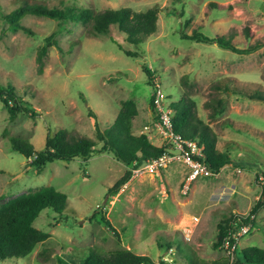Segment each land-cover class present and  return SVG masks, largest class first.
Listing matches in <instances>:
<instances>
[{
    "label": "rangeland",
    "instance_id": "rangeland-1",
    "mask_svg": "<svg viewBox=\"0 0 264 264\" xmlns=\"http://www.w3.org/2000/svg\"><path fill=\"white\" fill-rule=\"evenodd\" d=\"M22 3L95 12H142L157 6L160 12L157 32L132 46L116 27L93 37L86 25L59 26L34 16L22 20L31 35L12 33L2 15ZM209 3L220 8L211 9ZM54 32H59L57 46L48 50L39 74L38 47ZM193 32L213 42L183 38ZM216 37L230 40L238 50L264 45V0H0V86L13 87L35 110L34 116L21 113L11 121L0 101V206L49 186L67 197L61 215L45 210L33 224L49 237L29 256L0 264H83L78 258L88 249L103 255L129 250L169 264H185V253L208 264L226 258L222 246L214 247L218 225L233 214L248 216L264 183V102L249 96L264 93V47L236 54L220 47ZM118 46L140 56L128 58ZM143 66L167 106L181 93L190 94L198 118L216 137L217 150L231 159L218 174L187 182L190 169L179 159L156 173L133 174L107 198V190L128 170L110 153L87 162L55 161L38 172L12 150L11 139H19L42 151L47 136L61 129L96 140L95 125L100 131L108 128L126 100L138 109L132 133L147 135L156 147L167 144L149 105L152 88ZM218 100L225 102V111L210 117L206 105ZM169 152L178 155L176 148ZM247 247L264 250V208L254 215L252 230L240 239L237 251Z\"/></svg>",
    "mask_w": 264,
    "mask_h": 264
},
{
    "label": "trees",
    "instance_id": "trees-1",
    "mask_svg": "<svg viewBox=\"0 0 264 264\" xmlns=\"http://www.w3.org/2000/svg\"><path fill=\"white\" fill-rule=\"evenodd\" d=\"M209 6L211 9L220 8L215 3H209ZM159 12L160 9L157 6L142 12H135L130 8L95 12L89 8H76L74 6L48 8L40 4L22 3L8 14L2 15V19L10 32L21 31L28 35L32 34L31 31L22 24V20L26 16L54 20L59 26L64 24L86 25L89 34L93 37L106 36L111 27H116L120 33L124 34L127 44L139 46L157 32ZM58 34L59 32L52 33L38 47L36 63L39 74L43 71L44 59L48 50L57 46L56 37ZM183 38L197 43L213 42L197 32H193L190 36L183 35ZM216 38L215 42L220 47L236 54H249L264 47V45L256 44L248 50H238L231 44L230 40L222 37ZM118 49L128 58L136 59L140 56L139 53L125 50L121 46H118ZM142 71L147 83L152 88L149 105L152 112H155L153 105V90L156 85L154 76L147 66H143ZM249 96L264 102V93L254 92ZM0 101L7 110L11 121H14L21 113L35 115V110L31 104L24 101L10 85L0 86ZM206 106L212 111L210 117H214L225 111L226 104L224 101L218 100L214 106ZM167 107L172 112L171 121L174 135L178 136L181 141L194 143L196 148L200 150L199 154L193 156L196 161L206 165L213 175L218 174L223 167L231 163L228 154L217 150L216 137L211 129L198 118L196 104L188 92L181 93L178 99L170 101ZM137 115L136 104L126 100L121 103L113 123L108 128L100 131L95 125L96 140L61 129L47 136L42 151H36L30 143L19 139H11V148L14 152L28 159L30 167L38 172L42 171L47 164L55 161L70 162L78 158L87 162L94 156L110 153L116 161L128 167L123 176L107 190V198H110L131 180L132 170L145 161L158 158L168 151V143L156 147L152 145L147 135L136 136L132 133V121ZM98 144H101L100 148L97 147ZM260 188V197L248 216L233 214L218 225L215 248L221 246L223 240L229 238L235 229L247 224L249 216L255 215L264 208V183L260 185ZM66 203V195L49 186L36 192L20 195L0 206V262L23 259L29 256L36 245L43 243L49 237L47 233L33 227L36 219L45 210L61 215ZM101 222L113 231L110 223L104 217H101ZM252 224L254 225V221ZM169 246L170 244L166 245L167 248ZM183 250L181 245L176 246V251L184 255ZM184 256L185 264H208L190 254L185 253ZM78 259L83 264H156L149 257L136 255L129 250H117L103 255L93 249H88ZM157 264L168 263L159 262ZM211 264L229 263L228 259L224 258ZM232 264H264V250L247 247L240 252L236 251Z\"/></svg>",
    "mask_w": 264,
    "mask_h": 264
},
{
    "label": "built area",
    "instance_id": "built-area-1",
    "mask_svg": "<svg viewBox=\"0 0 264 264\" xmlns=\"http://www.w3.org/2000/svg\"><path fill=\"white\" fill-rule=\"evenodd\" d=\"M153 94L154 111L158 117L159 126L162 130V134L169 139L168 151L158 158L147 160L139 165L136 169L132 170V176L140 171L156 173L179 159L190 169L189 176L186 179L187 182H190L197 177L213 175L206 165L193 158L194 155H197L200 152V150L196 148V145L191 142L181 141L178 136L174 135L171 121L172 112L169 111L164 95L156 85ZM169 148H176L178 155L170 154ZM134 165L136 166V163H134ZM252 221H254V215L249 216L247 224L238 227L230 234L231 236L229 238L223 240L221 246L226 251V258L228 259L229 264H232L235 259V252L237 251L240 239L251 232L253 227ZM163 262H167L166 259H164Z\"/></svg>",
    "mask_w": 264,
    "mask_h": 264
}]
</instances>
